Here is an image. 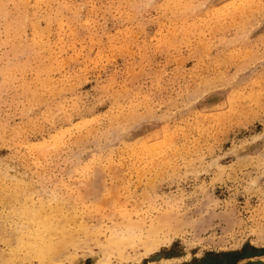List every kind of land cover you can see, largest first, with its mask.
<instances>
[{"label": "rangeland", "instance_id": "374dc122", "mask_svg": "<svg viewBox=\"0 0 264 264\" xmlns=\"http://www.w3.org/2000/svg\"><path fill=\"white\" fill-rule=\"evenodd\" d=\"M0 264H264V0H0Z\"/></svg>", "mask_w": 264, "mask_h": 264}, {"label": "bare ground", "instance_id": "6f19581e", "mask_svg": "<svg viewBox=\"0 0 264 264\" xmlns=\"http://www.w3.org/2000/svg\"><path fill=\"white\" fill-rule=\"evenodd\" d=\"M17 194H18V191H17ZM55 195H56V194H55ZM52 197H53V196H52ZM62 197H63V196H62ZM53 198H55V197H53ZM53 198H52V199H53ZM65 199H66V198H65ZM83 199H84V198H83ZM51 201H52V200H51ZM57 201H58V200H57ZM44 203H45V202H44ZM56 203H57V202H56ZM63 203H64V202H63ZM46 204H47V203H46ZM40 205H42V204H40ZM60 205H61V204H60ZM42 206H43V205H42ZM46 206H47V205H46ZM108 206H109V205H108ZM49 207H51V206H49ZM56 207H57V206H56ZM53 208H54V207H53ZM67 208H68V207H67ZM29 209H30V208H29ZM33 209L35 210L36 208H33ZM44 209H45V208H44ZM49 209H50V208H49ZM71 209H72V208H71ZM25 210H26V208H25ZM37 210H38V209H37ZM51 210H52V209H51ZM31 211H32V210H31ZM48 211H50V210H48ZM52 211H53V210H52ZM52 211H51L50 213H52V214L55 213V212H52ZM61 211H62V210H61ZM69 211H70V210H69ZM32 212L35 213L36 211H32ZM58 212H59V211H58ZM66 212H67V210H66ZM26 213H28V212H26ZM39 213H40V212H39ZM45 213H46V212H45ZM45 213H43L42 215H39V216H42V217H39V218L42 219L43 222H45V221H44L45 217H46L47 215H49V214H45ZM56 213H57V211H56ZM56 213H55V215H56ZM62 213H63V212H62ZM89 213H90V212H89ZM31 214H32V213H31ZM40 214H41V213H40ZM43 215H46V216L43 217ZM53 215H54V214H53ZM57 215H58V214H57ZM59 215H60V214H59ZM32 216H33V214H32ZM50 216H51V215H50ZM64 216H65V214H64ZM53 217H54V216H53ZM61 217H63V216H61ZM32 218H34V216H33ZM32 218L30 219L31 221H32ZM39 218H38V220H39ZM46 218H48V216H47ZM27 219H29V218H27ZM50 219H52V218H50ZM82 219H83V218H82ZM34 220H35V219H34ZM34 220H33V221H34ZM45 220H46V219H45ZM40 221H41V220H40ZM47 221H49V218L47 219ZM47 221L45 222V224H47ZM54 221H55V220H54ZM29 222H30V221H29ZM34 222H35V221H34ZM51 222H52V221H51ZM2 223H3V222H2ZM40 223L42 224V222H40ZM48 223H49V222H48ZM80 223H81V222H80ZM45 224L43 223L42 225H45ZM51 224H52V223H51ZM51 224H48L49 226H48V225H47V226L45 225L44 227L48 230V227H50ZM16 225H17V224H16ZM18 225H21V224H18ZM28 225H29V224H28ZM32 225H33V224H32ZM37 225H38V224H37ZM37 225H36V227H38V229H39V226H37ZM82 225L84 226V224H82ZM22 226H24V225H23V222H22ZM22 226H21V229H20L21 231H23ZM57 226L59 227L60 225H57ZM57 226L54 224V226L52 225L51 227H54V229H55V227L57 228ZM26 227H27V223H26ZM41 227H42V229L44 228L43 226H41ZM61 227H62V226H61ZM61 227H59V228H58L59 230H58V229H57V230H58L59 232H61V234H62V232H63V234H66V233H64V230L61 231V229H62ZM114 227H115V226H114ZM45 228H44V229H45ZM60 228H61V229H60ZM63 228H64V227H63ZM82 228H83V227H82ZM101 228H102V227H101ZM46 229H45V231H46ZM52 229H53V228H52ZM52 229L49 228L48 231L51 230V231H55V232H57L56 229H55V230H52ZM83 229H84V228H83ZM123 229H124V228H123ZM34 230H35V228H34ZM87 230H88V229H87ZM38 231H40V230H38ZM41 231H42V230H41ZM48 231H47V232H48ZM65 231H68V230H65ZM111 231H112V230H111ZM114 231H115V230H114ZM32 232H33V231H32ZM69 232H70V231H69ZM69 232H67V235L70 234ZM94 232H95V231H94ZM101 232H102V231H101ZM30 233H31V232H30ZM36 233H38V232H36ZM50 233H51V232H50ZM103 233H104V232H103ZM34 234H35V233H34ZM44 234H45V233H44V231H43V235H44ZM52 234H54V233H52ZM28 235H29V234H28ZM28 235H27V236H28ZM30 235H31V234H30ZM32 235H33V234H32ZM32 235H31V237H32ZM36 235H39V236H40V235H42V234H36ZM43 235H42V237L40 236V237H41V241H39V242H40V244H42V246H41L42 249H43V248H46V249H45V252H44V255H48V254H46V252H47L46 250H48V247H47V246L45 247V241H42ZM49 235H50V234H49ZM67 235H66V236H67ZM108 235H109V234H108ZM117 235H118V234H117ZM44 236H45V235H44ZM47 236H48V235H47ZM50 236H51V235H50ZM50 236H49V237H50ZM53 236H54V235H53ZM55 236H57V234H56ZM55 236H54V237H55ZM62 236H65V235H62ZM28 237H29V236H28ZM34 237H35V236H34ZM36 237H38V236H36ZM58 237H59V236H58ZM123 237H124V236H122V238H123ZM45 238H47V237H45ZM45 238H44V239H45ZM111 238H113V240H117L115 235H114V236H111ZM25 239H26V238H25ZM31 239H33V238H31ZM34 239H36V238H34ZM38 239H39V238H38ZM51 239H52V238L50 237V240H51ZM57 239L60 240V238H57ZM57 239H56V241L53 239L52 242L55 241L56 243H57V242L59 243V240L57 241ZM118 239H119V238H118ZM123 239H124V238H123ZM29 240H30V239H29ZM48 240H49V238H48ZM120 240H121V239H120ZM35 241H36V240H34V242H35ZM63 241H64V240H63ZM69 241H70V240H69ZM69 241H68V242H69ZM128 241H129V240H128ZM34 242H33V243H34ZM46 242L48 243V241H46ZM52 242H51V243H52ZM55 242H54V244H56ZM22 243H23V242H22ZM27 243H28V242H27ZM37 243H38V242H37ZM43 243H44V244H43ZM47 243H46V244H47ZM51 243L49 242L48 246L50 245V246L52 247V250L50 251V248H51V247L49 246V251H48L47 253H50V252L53 253L54 250L56 249V248L54 247V244H53V246H52ZM65 243H66V242H65ZM84 243H85V242H84ZM24 244H25V243H24ZM24 244H23V245H24ZM31 244H32V243H31ZM34 244H36V243H34ZM60 244H61V243H60ZM60 244H59V246H60ZM100 244H101V243H100ZM32 245H33V244H32ZM36 245H37V244H36ZM63 245H64V243H63ZM25 246H26V245H25ZM25 246H23V247H25ZM28 246H29V245H28ZM38 246H39V245H38ZM43 246H44V247H43ZM55 246H56V245H55ZM18 247H19V246H18ZM18 247H17V248H18ZM23 247H22V248H23ZM26 247H27V246H26ZM31 247H32V246H31ZM41 247H40V249H41ZM53 247L55 248L54 250H53ZM60 247H61V246H60ZM116 247H117V246H116ZM124 247H125V246H124ZM124 247H123V248H124ZM34 248H35V246H34ZM26 249H28V248H26ZM37 249H38V248H37ZM42 249H41V250H42ZM75 249H76V247H75ZM30 250H31V249H30ZM33 250H34V249H33ZM43 250H44V249H43ZM123 250H124V249H122V251H123ZM55 251H56V250H55ZM119 251H121V250L119 249ZM23 252H26V250L23 251ZM33 252H34V251H33ZM41 252H42V251H41ZM41 252H40V253H41ZM105 252H106V251H105ZM107 252H108V251H107ZM35 253H36V252H35ZM40 253H39V254H40ZM23 254H24V253H23ZM26 254H27V253H26ZM33 254H34V253H33ZM58 254H59V253H58ZM118 254H119V253H118ZM30 255H31V254H30ZM30 255H29V256H30ZM34 256H38V255H34ZM40 257H41V256H40ZM46 257H47V256H46ZM120 257H121V254H120ZM22 258H26V259H27V257H23V256H22ZM29 258H30V257H29ZM32 258H34V257H32ZM108 258H109V257H108ZM121 258H123V257H121ZM26 259H25V260H26ZM71 259H72V258H71ZM60 260H61V259H60ZM96 260H97V258H96ZM28 261H29V260H28Z\"/></svg>", "mask_w": 264, "mask_h": 264}]
</instances>
